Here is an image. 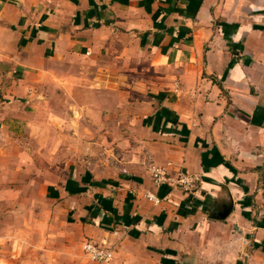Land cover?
I'll return each mask as SVG.
<instances>
[{
    "label": "crops",
    "instance_id": "1",
    "mask_svg": "<svg viewBox=\"0 0 264 264\" xmlns=\"http://www.w3.org/2000/svg\"><path fill=\"white\" fill-rule=\"evenodd\" d=\"M0 264H264V0H0Z\"/></svg>",
    "mask_w": 264,
    "mask_h": 264
},
{
    "label": "built area",
    "instance_id": "2",
    "mask_svg": "<svg viewBox=\"0 0 264 264\" xmlns=\"http://www.w3.org/2000/svg\"><path fill=\"white\" fill-rule=\"evenodd\" d=\"M153 180L156 185L168 184L174 188H180L185 192H192L197 187V183L201 180L200 176L190 174L186 171H179L176 175L170 174L165 168L153 165L151 167ZM147 195L156 201L158 197L153 193ZM84 250L98 262L108 261L112 256V251L106 246L99 244L93 240H86Z\"/></svg>",
    "mask_w": 264,
    "mask_h": 264
},
{
    "label": "water",
    "instance_id": "3",
    "mask_svg": "<svg viewBox=\"0 0 264 264\" xmlns=\"http://www.w3.org/2000/svg\"><path fill=\"white\" fill-rule=\"evenodd\" d=\"M227 213H228V211H227V210H225V211L222 213V216H226V215H227Z\"/></svg>",
    "mask_w": 264,
    "mask_h": 264
}]
</instances>
